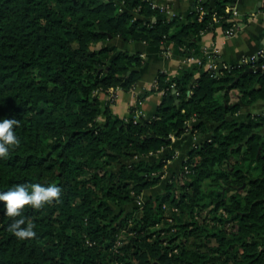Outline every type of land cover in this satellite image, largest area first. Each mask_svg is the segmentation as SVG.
I'll return each mask as SVG.
<instances>
[{
	"label": "trees",
	"instance_id": "16d2710c",
	"mask_svg": "<svg viewBox=\"0 0 264 264\" xmlns=\"http://www.w3.org/2000/svg\"><path fill=\"white\" fill-rule=\"evenodd\" d=\"M230 5L194 0L184 18L152 0H0V120L19 121L20 141L0 158V192L62 190L16 218L0 202V264H264V113L238 114L264 98V56L212 70L204 49L195 51L201 32L238 21ZM116 37L172 41L201 61L158 71L138 94L163 92L151 117H136L139 105L121 116L100 93L134 87L144 58L102 44ZM189 130L203 140L164 191L138 203ZM19 218L34 223V238L9 231Z\"/></svg>",
	"mask_w": 264,
	"mask_h": 264
},
{
	"label": "crops",
	"instance_id": "0c3cea01",
	"mask_svg": "<svg viewBox=\"0 0 264 264\" xmlns=\"http://www.w3.org/2000/svg\"><path fill=\"white\" fill-rule=\"evenodd\" d=\"M162 6H168L164 12L167 16L180 14L184 18L188 16L192 10L194 0H155ZM210 5V0H204ZM240 14L236 17L238 27L236 31L230 35H226L222 27L215 30H206L201 32L198 38V47L200 49L215 48L219 58L223 62L232 64L236 63L243 55L256 54L258 50L264 46V0H231ZM115 43L119 47L137 50L143 56V65L140 68L141 77L136 85L130 89L118 88L117 96L113 100L109 99L108 93L101 92L100 97L105 100L107 106L111 110L121 116L129 115L131 107L139 105L142 110L141 116L151 117L161 101L163 92L155 90L149 92L143 99H138V94L145 88L154 86V80L159 70L163 69L170 73H175L187 62V53L175 42L166 41L157 45L147 44L145 42L124 41L121 37H116L111 41H103L102 44ZM264 113V98H259L250 103H243L238 114L245 116L248 113ZM105 119L104 108L98 116V121ZM210 128L215 126V122L208 121ZM202 135L192 134V130L186 132L181 137L174 138L176 147L175 155L166 164L168 175L164 171L163 180L176 173L182 166L183 160L194 140L199 138L203 140ZM201 140V141H202ZM171 146H164L152 157L163 156ZM176 163L178 166H175ZM165 170V169H164ZM167 177L165 178V176ZM159 184V183H158ZM157 186V185H156ZM143 197V196H142Z\"/></svg>",
	"mask_w": 264,
	"mask_h": 264
},
{
	"label": "clouds",
	"instance_id": "9594fccd",
	"mask_svg": "<svg viewBox=\"0 0 264 264\" xmlns=\"http://www.w3.org/2000/svg\"><path fill=\"white\" fill-rule=\"evenodd\" d=\"M17 119L4 118L0 120V158L9 155L10 148L18 147L20 141L14 131V126H18ZM29 188L31 191H29ZM61 188L56 184L43 186L39 183L31 185L17 184L8 191L0 192V202L5 207V215L16 218L21 217L25 206L40 210L46 204L58 201L61 196ZM26 225V227H25ZM34 223L30 220L26 222L24 218L14 219L10 224L9 231L14 233L18 239H30L36 236Z\"/></svg>",
	"mask_w": 264,
	"mask_h": 264
},
{
	"label": "built area",
	"instance_id": "2783aa9c",
	"mask_svg": "<svg viewBox=\"0 0 264 264\" xmlns=\"http://www.w3.org/2000/svg\"><path fill=\"white\" fill-rule=\"evenodd\" d=\"M152 3L154 6H160L162 9H164L165 11L167 10L168 6H162L160 5L157 1L155 0H152ZM232 10H233V14L235 15H239L240 12L238 10V8L235 6V5H230L229 6ZM199 8H200V12H201V15H203L205 12H207V7L203 6V5H199ZM238 27V22H235L233 23L232 25L228 26V27H223V31L226 35H230L232 33H234L236 31ZM205 53H207L208 55V59L206 61V67L208 69H212V70H218L219 67H218V62L216 61L215 59V55H214V52L216 51L215 48L213 47L212 49H209V48H205L204 49ZM261 56H264V46H262L258 52L256 54H250V55H243L235 64H247V63H250V62H255L256 59H258L259 57ZM198 59V57L195 55L194 52L192 53H187V61H191V60H196ZM199 61H201V59H198ZM223 65L224 66H228L229 64L228 63H225L223 62ZM261 67H264V64H260ZM156 83V79L154 80V84ZM118 88H121V87H117L111 91L108 92V96L112 99H114L116 96H117V90ZM141 113H142V110L137 108L136 109V117L140 118L141 116ZM192 134H194L195 136L198 135L197 131L196 130H192ZM199 142V141H197ZM194 144V143H193ZM187 166V165H186ZM138 203H142L144 201V198L142 196H140L138 199H137Z\"/></svg>",
	"mask_w": 264,
	"mask_h": 264
},
{
	"label": "rangeland",
	"instance_id": "374dc122",
	"mask_svg": "<svg viewBox=\"0 0 264 264\" xmlns=\"http://www.w3.org/2000/svg\"><path fill=\"white\" fill-rule=\"evenodd\" d=\"M115 98H116V97H115ZM109 99L113 100V99L110 98V97H109ZM201 140H202V139H200V138H199L198 140H194V141L192 142V144L195 143V142H197V141H201ZM175 152H176V150H175ZM176 153H177V152H176ZM175 156H176V155H175ZM167 163H169V161H168ZM175 166H178V164L176 163ZM164 169H165V170H164L165 173L168 175L167 167L165 166ZM167 175L165 176V178L167 177ZM166 181H167V180H166ZM166 181H165V180H162L159 184H157V186L155 185V186H153V187H151V188L145 189L144 192L142 193L143 198L146 199V198L149 197V195H151V194L156 195V194H158L159 192L164 191V185H165Z\"/></svg>",
	"mask_w": 264,
	"mask_h": 264
},
{
	"label": "water",
	"instance_id": "95a60500",
	"mask_svg": "<svg viewBox=\"0 0 264 264\" xmlns=\"http://www.w3.org/2000/svg\"><path fill=\"white\" fill-rule=\"evenodd\" d=\"M214 1L215 0H210V7H212V5L214 4ZM222 64H223V60H222V58H219V68H221V66H222ZM137 69H139V67H136Z\"/></svg>",
	"mask_w": 264,
	"mask_h": 264
}]
</instances>
